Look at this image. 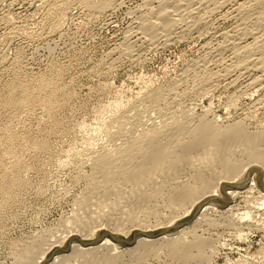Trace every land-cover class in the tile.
<instances>
[{
  "label": "rangeland",
  "instance_id": "374dc122",
  "mask_svg": "<svg viewBox=\"0 0 264 264\" xmlns=\"http://www.w3.org/2000/svg\"><path fill=\"white\" fill-rule=\"evenodd\" d=\"M103 1L0 0V264L29 263L26 254L31 250L26 248L35 249L39 258L46 252L47 257L51 244L59 238L65 241H59L64 248L58 254L66 253L61 251L70 248L71 240L66 241L76 222L86 238L98 237L85 242L93 245L101 244L106 236L100 234L103 227L108 231L121 228L119 234L111 231L120 239L116 243L120 250L115 252L117 258L114 252L108 256L103 251L105 259L114 257V263L101 261L99 254L96 259L91 255L66 264H264V210L259 208L262 165L251 164L256 165L252 170L247 165L235 181L237 185L246 181L243 188H227L242 194L227 201L229 190L222 192L223 199L211 201L214 211L207 215L206 223L195 227V238L187 239V244L200 236L207 240L204 260L201 255L191 260L172 256L174 244L158 249L160 252L149 247L119 254L132 248L130 243L135 240L128 232L133 226L128 220L135 219L148 231H155L192 207L181 210L182 206L166 205L181 185L196 183L192 167L183 172L180 162L172 168L167 163L170 169L166 166L167 172L159 171L156 181L127 182L117 189L121 194L116 188L111 191L113 183L108 185V178L103 181L101 173L107 167L113 176L112 168L128 155L124 150L135 141L151 139L143 140L146 133L158 128L161 135L166 133L160 138L163 145L171 143L168 149L179 150V136L177 142L189 141L190 130L205 118L204 122L220 129L241 125L251 136L262 135L260 150L264 154V0H113L106 7ZM164 7L173 21L170 30L169 23L158 20ZM177 130L184 132L178 134ZM171 135L176 138L172 140ZM238 146L239 152L233 156L236 161L245 156L244 147ZM107 158L112 159L111 164L107 165ZM125 163L130 168L133 162ZM117 175L112 181L123 183ZM102 182L109 186V194ZM254 182V191L243 193ZM146 192H154L156 199L153 196L149 206L138 208L137 200ZM123 196V203L113 204ZM117 205L134 209L119 220H125L124 224L97 223L100 211L111 212ZM246 212H251L253 221L242 223V232L226 227L225 217ZM197 214L194 211L179 225L193 223ZM211 219L216 221L215 227L209 226ZM114 222L122 227L112 226ZM156 223L159 229L154 228ZM97 224L104 226L94 234ZM181 229L172 228L166 234L175 235ZM35 251L31 254L36 255ZM35 258L31 264L39 261Z\"/></svg>",
  "mask_w": 264,
  "mask_h": 264
},
{
  "label": "bare ground",
  "instance_id": "6f19581e",
  "mask_svg": "<svg viewBox=\"0 0 264 264\" xmlns=\"http://www.w3.org/2000/svg\"><path fill=\"white\" fill-rule=\"evenodd\" d=\"M113 1V0H104L103 1V7H106L108 6V4ZM168 1V0H167ZM205 1V0H204ZM218 1V0H217ZM116 2V0H115ZM150 2V0H149ZM165 2V1H164ZM231 2V1H230ZM260 2V1H258ZM262 2V1H261ZM219 3V2H218ZM95 4V3H94ZM165 4V3H164ZM163 4V5H164ZM264 4V3H263ZM162 5V4H161ZM221 5V4H220ZM219 5V7H220ZM240 5V4H239ZM242 5V4H241ZM91 6V5H90ZM101 6V5H100ZM167 7V6H166ZM258 7V6H257ZM165 8V7H164ZM162 9L161 11V14L159 16H161L158 20L168 24L169 22L172 23L173 21L169 20V10L168 8H165V9ZM107 9V8H106ZM175 9V8H174ZM216 9V8H215ZM172 10V9H171ZM176 10V9H175ZM189 10V9H188ZM194 11V10H193ZM238 11V10H237ZM179 12V11H178ZM187 12V11H186ZM193 13V12H191ZM262 13V12H261ZM182 16V15H181ZM183 17V16H182ZM146 18V17H145ZM165 19V21H164ZM231 20V19H230ZM244 20V19H243ZM146 21V20H145ZM180 21V19H179ZM258 21V20H257ZM156 22V21H155ZM176 21H174L175 23ZM148 23V22H147ZM170 23L168 24L169 26V30H170V27L172 28V25H170ZM156 24V23H154ZM152 24V26L154 25ZM157 24H159L157 22ZM161 24V23H160ZM163 24V23H162ZM156 26V25H155ZM175 26V24L173 25ZM257 26V25H256ZM149 27V26H147ZM147 27H145L147 29ZM165 27H167V25H165ZM144 29V28H143ZM152 29V28H151ZM168 30V28H165ZM251 31V29H250ZM246 32V31H245ZM169 33V32H168ZM152 34V33H151ZM252 34V33H251ZM169 35V34H168ZM152 36V35H151ZM155 36V35H154ZM252 37V36H251ZM152 38V37H151ZM262 38V36L260 37ZM157 41V40H156ZM221 46V45H220ZM246 46V45H245ZM256 46V45H255ZM260 46V45H259ZM227 48V47H226ZM225 48V49H226ZM250 48V47H249ZM252 48V47H251ZM240 50V49H239ZM243 50V49H242ZM248 50V49H247ZM252 50V49H251ZM255 50V49H254ZM253 50V51H254ZM257 50V49H256ZM259 50H260V47H259ZM218 51V50H217ZM224 51V50H223ZM250 51V50H249ZM263 51V50H262ZM239 52V51H238ZM261 52V51H260ZM255 55H256V52H254ZM235 54V53H234ZM238 54V53H237ZM263 57H264V51H263ZM216 55V54H215ZM249 55V54H248ZM262 59V58H261ZM207 60V59H206ZM247 60V59H246ZM259 60V59H258ZM257 60V61H258ZM222 61V60H221ZM260 61V60H259ZM259 61L257 62L259 64ZM243 62V60H242ZM253 62V61H252ZM254 63V62H253ZM257 63L255 62L254 65ZM261 63V62H260ZM264 63V61H263ZM243 64V63H242ZM252 64V63H250ZM255 65V66H256ZM246 66V65H245ZM237 67V66H236ZM257 67V66H256ZM255 67V68H256ZM258 68V67H257ZM222 70V69H221ZM244 72V71H243ZM258 80V79H257ZM256 81H254L255 83ZM236 84V83H235ZM251 84V83H250ZM254 86V85H253ZM29 98V97H28ZM203 119V118H202ZM206 119V118H205ZM205 119L203 121H201V123H199L198 125H196L194 127V129L190 130L191 132L189 133L190 135V138L189 141L187 140V142L185 143H180L179 141L177 142V140H181L180 139V136L179 138L176 140V143L180 146L178 147L179 150H176L175 148H173V151H171V149H168L171 145L168 144L166 147L164 146L166 144L163 145V142L162 140H160V138L163 136H166V133L165 135L162 134L159 132V128L157 129V131H152V132H148L145 134V136L147 137H144L143 140H146L148 137L151 138V139H147V141L145 142H140V141H135L134 143V146L131 144V148L129 147L127 150H124L127 155V157L123 158L124 162L121 163L120 161H123V160H120L119 161V155H117L116 157L118 158V163H120L121 165L118 166H115L114 164L115 163H112V165L115 166V169L112 168L113 166L111 165V167L109 166V168H112V175H116L118 174L119 176H121L122 180H123V183H119V184H116L114 183V175L113 176H110L107 172V167L104 168V166L102 168L105 169V171L102 169H99V167L101 168V165H97L98 169L101 170L103 173V176L102 178H105L103 181H105L107 178H108V185H110V183H113V186L112 188H114L113 190L111 191H114L115 188L116 190L117 189H121L123 184L126 185L127 182H130L128 184H131V183H137L138 185L141 184V182L145 181V182H151V181H154L157 173L161 170H166L167 168H169V166L171 167H174L173 164L177 165L176 162H180L179 165L182 166L183 164V168L180 166L179 168L182 169H185V167H189L193 168V171L194 174L196 175L195 178L197 179L196 180V183L194 185H188V184H183L181 185L180 189L177 190V193H175L174 191V195L172 194V198H168V201L169 199L171 200V202L169 201V203H167L166 205L168 204H171V207L172 205L173 206H177L178 209H180L179 207H181V210L185 209V206L186 205H192V207L188 210V211H184V215L182 216H177V217H173L174 219H169L170 222L168 221V223L166 225H161L160 226H163L161 227L160 229L158 228V222L156 223L157 225H153L154 228L156 229V227L159 229V230H155V231H148V227L146 226H143L141 225V222L138 223V221L134 219V221H131L128 220L129 222L127 224H132L131 226V229L130 232L131 234H134V242L133 244H131L133 247L132 248H128L126 250H122V252H119V254L123 253V252H128V253H134V252H139V250H143L145 248H151L152 250H155L157 251L158 249H162V248H165V246H168V247H172L173 244L174 246L171 248V254L172 256L174 255L175 256H178V258H181V259H185V260H188L190 259L191 260V257L192 258H195L197 256H203L202 254L205 252V247L207 248V246L209 245L207 240L203 239L201 236L200 237H197L195 241L193 242H190V244H187L188 242L187 239L189 238H195L194 236H196V226L199 225L204 222V224L206 223L205 221L208 219L207 215L210 214V212L214 211V205L213 203H211V201L214 202L215 199H223L224 196H222V192L224 191H227L229 189V187H233V188H243L242 186H244V183L246 182H242L240 185L235 182L239 179V176H241V173L244 172V168L246 169L247 165H250L252 166L250 169H254V166L256 165H251V164H260L264 167V154L262 153V151L260 150V142H261V138H262V135H255V136H251L250 134L247 133L246 129L241 126V125H235L234 127L232 126V128H229V129H226V127L220 129L219 126H216L215 125H211V124H208L207 122H204ZM177 122V121H176ZM178 123V122H177ZM210 123V122H209ZM213 124V123H212ZM240 124V123H239ZM184 126V125H183ZM159 127V126H158ZM219 127V128H217ZM163 128V127H162ZM155 129V128H154ZM159 130V131H158ZM171 130V129H170ZM185 130V129H184ZM183 130V132H184ZM179 130H177L178 132ZM181 131V130H180ZM160 134H159V133ZM182 132V133H183ZM176 133V132H175ZM182 133H179L178 134H182ZM263 134V133H262ZM175 135V134H174ZM184 135V134H183ZM188 135V133H187ZM160 136V137H159ZM165 138V137H163ZM170 138V137H169ZM171 138H173L172 140H174V138L176 137H172L171 135ZM140 139V138H138ZM142 139V138H141ZM184 139V137H183ZM187 139V138H186ZM149 140V141H148ZM169 141V140H168ZM185 141V140H183ZM144 143V145H143ZM174 144V142H173ZM176 145V144H174ZM243 146L244 147V152H243V149H242V152L245 154L244 158L241 159L240 161H236L234 159V154H236L235 152L238 151L237 149V146ZM172 146V145H171ZM238 146V147H239ZM236 147V148H235ZM237 149V150H236ZM129 151V152H127ZM176 151V152H174ZM204 153L205 155H201L199 153ZM239 152V151H238ZM121 153V152H120ZM122 153H123V150H122ZM174 153V159L172 160L171 157H173V154ZM126 154H124V156H126ZM216 154V155H215ZM110 156V155H108ZM122 156V155H121ZM234 156V157H233ZM103 158V157H102ZM121 158V157H120ZM205 158H209L211 159L212 162H210L211 164H206L205 162H209V159L205 161ZM108 159V158H107ZM116 159V158H115ZM125 159L128 161L126 162ZM172 161H171V160ZM109 160V159H108ZM112 159L109 160V162L107 163V165L110 163ZM114 160V159H113ZM235 160V161H234ZM102 161V159L100 160ZM100 161H97L98 163ZM104 161V162H103ZM102 162L103 163H106L105 160H103ZM116 162V160H114ZM112 161V162H114ZM134 161H137V165L134 166ZM132 163L131 166H134L136 169L133 168L132 171H129V169H131V166L130 168L124 166V163ZM102 165H105L103 164ZM125 163V164H126ZM169 166H168V164ZM182 163V164H181ZM199 163V164H198ZM100 164V163H99ZM111 164V163H110ZM175 165V166H176ZM178 165V166H179ZM106 166V165H105ZM121 166L123 168H121ZM167 166V168H165ZM258 166V165H257ZM96 167V166H95ZM128 168V170H126L125 168ZM171 167V168H172ZM249 167V166H248ZM261 167V166H260ZM258 166V168H260ZM176 168V167H175ZM178 168V169H179ZM219 168L221 171L218 172L219 170L217 169ZM170 169V168H169ZM245 170L246 171V174L244 175V177H246L247 173H250L249 171L251 170ZM264 169V168H263ZM256 170V169H255ZM262 170V169H261ZM110 171V172H111ZM125 171V172H124ZM172 171V170H171ZM258 171V170H256ZM264 171V170H263ZM167 172V170H166ZM184 172V171H183ZM106 173V175H104ZM169 173V171H168ZM180 173V171H179ZM186 173V172H185ZM260 173V171H259ZM166 174V173H164ZM178 174V173H177ZM262 174V173H261ZM117 175V176H118ZM162 175V172L161 174ZM260 175V174H259ZM264 175V174H263ZM107 176V177H105ZM109 176V177H108ZM170 176V175H169ZM221 176V177H220ZM111 177V178H110ZM116 177V176H115ZM123 177H125V181L128 179L129 181H126L124 183V179ZM161 177V176H160ZM243 177V178H244ZM111 180H110V179ZM168 178V176H167ZM241 178V181L242 179ZM95 179V178H94ZM97 179V178H96ZM119 179V178H118ZM117 179V180H118ZM157 179H158V176H157ZM179 179V178H178ZM246 179V178H244ZM263 179V178H262ZM113 180V181H112ZM132 182H131V181ZM180 180V179H179ZM93 181V180H92ZM110 181V182H109ZM156 181V180H155ZM171 181V179H170ZM192 181V180H191ZM195 181V180H194ZM248 181H249V178H248ZM107 182V181H106ZM164 182V181H163ZM252 182V181H251ZM103 183V182H102ZM155 183V182H154ZM159 183V182H158ZM157 183V184H158ZM192 183V184H193ZM255 183V182H254ZM104 185H106V183H103ZM116 184V185H114ZM127 184V185H128ZM136 184V186H138ZM106 185L107 187L105 189H107L109 186ZM166 185V184H165ZM168 185V184H167ZM159 186V185H158ZM254 186H257V183L255 184H252L250 185L249 187L247 186V188H244L243 190V193H250L252 191H254ZM140 187V186H139ZM262 189L263 190H260V193L262 194V198L259 199L262 204L260 203V209L261 210H264V185L262 184ZM111 188V189H112ZM155 188V187H154ZM158 188V187H157ZM163 188V187H162ZM166 188V187H165ZM133 190V188H132ZM163 190V189H161ZM160 190V191H161ZM174 190V189H173ZM107 194H109L110 192H107V190H105ZM156 191V190H155ZM159 191V190H157ZM156 191V192H157ZM120 192V191H119ZM118 190H117V193L118 194H121L119 193ZM122 192V191H121ZM130 192V191H128ZM160 193V192H159ZM116 194V192L114 193ZM155 193L153 192L152 194H147L146 192V195H144L145 197H141L139 198L137 201L138 203L136 204V206L138 207L139 205H148L149 206V200L151 198H153V196L155 197L156 199V196L154 195ZM226 200L228 201L229 199H232V198H235L236 196L238 197L239 194H242V192H239L238 190H229L228 193L226 192ZM105 195V193L103 194V196ZM162 195V194H161ZM247 195V194H246ZM117 196V195H116ZM159 197V195H157ZM170 196V194L168 195ZM108 197V196H107ZM113 197V196H112ZM105 198V197H104ZM109 198V197H108ZM115 198V197H113ZM162 198V197H161ZM110 199V198H109ZM118 199V198H116ZM115 199V200H116ZM120 202L119 201H115V203L113 204H119L120 203H123L122 201L125 200V197H120ZM134 200V199H133ZM107 201V199H106ZM105 201V203H106ZM159 201V200H158ZM163 201V199H162ZM258 201V200H257ZM104 203V202H101V204ZM104 203V204H105ZM140 203V204H139ZM158 203V202H157ZM156 203V204H157ZM257 203V202H256ZM112 204L108 203V206ZM117 205V208L118 206ZM134 205V204H133ZM163 205V204H162ZM161 205V206H162ZM257 205V204H256ZM102 205H99L98 207H100V209H102L103 207H101ZM135 206V207H136ZM164 206V205H163ZM170 206V205H169ZM110 207H107V208H110ZM143 207V206H141ZM113 208V207H112ZM139 208V207H138ZM146 208V207H145ZM174 208V207H173ZM176 209V208H174ZM233 209V208H232ZM104 210V208H103ZM133 207L132 208H125V207H119L118 209L115 208V210L111 211V212H102L100 211L99 213L101 215L96 216L98 217V219H96L97 223H103L105 222L106 224H110L109 222H113V221H118L120 223H122L123 221H119V220H122V218L125 216H127L130 212L132 213L133 212ZM177 210V209H176ZM237 210V209H236ZM106 211V210H105ZM194 211H198V214H197V218L194 220L193 223H184V224H181L179 225L180 222H182L184 219H187L190 217V215L193 214ZM176 212V211H175ZM216 212V211H215ZM229 212V211H228ZM107 213V214H106ZM156 213V212H155ZM179 213V212H177ZM176 213V214H177ZM217 213V212H216ZM237 213V212H236ZM195 214V213H194ZM230 214V213H229ZM96 217V218H97ZM230 218H226L225 217V220H226V227H230V228H233V230H238V232H242V231H239L241 228H242V223H245V222H252L253 221V217H252V214L251 212H246L244 214H240V215H236V214H232V216L230 215L229 216ZM124 219V218H123ZM210 219V218H209ZM104 220V221H102ZM220 220V219H219ZM218 220V221H219ZM102 221V222H100ZM208 221L210 222L211 225L208 224ZM207 221V224L209 226H213L215 227L216 225V221L214 220H208ZM224 221V220H223ZM78 222H76L75 224H73L72 227H70L72 230L73 227L74 229L72 230L73 232L71 233V235H69L67 237V243L69 242V240H71V244H70V248L66 251H61V252H66L64 254H58L60 253V250L63 249L64 247H62V245H60L59 241H63L61 240L62 238H59V240L57 239V242H55L54 244L52 243L50 247V254L52 257V261L50 264H66L67 262H71V261H74L76 263V261L80 260V259H85L90 257L91 255H93V257L95 258H98L97 255L99 254H102V257L98 258L102 261V259H105V256L106 255L105 253H103V251L107 252L108 256L109 254L112 256L113 254L115 255L116 253H118L117 251L120 250L119 249V245L116 244L120 239L118 238L117 239V235L115 236L113 233H111V231L113 232H117V234H119L120 232V229L119 227L115 226L114 224L116 225H119L117 222H114L112 226H115V227H111V231H108L106 229V227H101L103 224H97L99 225L98 227L100 228H95L97 227L94 226V234H95V230L96 229H101V233L100 234H104L106 235L105 237L103 236V241L101 244L99 245H93V243H85V242H94L96 239H88L84 236L83 232H81V229H80V226L81 224H77ZM125 223V220L122 224ZM223 223V222H222ZM122 224L119 225L120 227H122ZM163 224V223H162ZM203 224V223H202ZM71 225V224H70ZM84 225V224H83ZM207 225V226H208ZM86 226V225H85ZM85 226H83V228L85 229ZM104 226V225H103ZM151 226V225H150ZM189 226V227H188ZM208 226V227H209ZM247 226V225H246ZM82 227V226H81ZM91 227V226H90ZM130 227V226H129ZM182 228L180 231H178L179 233L175 234V235H168L166 234V232L172 228ZM224 227V226H223ZM87 228H89L87 226ZM108 228H110V226H108ZM124 228H127V227H124ZM124 228H122L124 230ZM225 228V227H224ZM215 229V228H214ZM243 229V228H242ZM122 230V231H123ZM150 230V229H149ZM153 230V229H152ZM208 230V228H207ZM84 231V230H82ZM90 233H93L91 232V228L89 229ZM93 231V230H92ZM106 233H103L105 232ZM125 231V230H124ZM157 231H163V233H161L160 235H157L155 236L153 233H156ZM206 231V230H205ZM71 232V231H70ZM86 232V230H85ZM165 232V233H164ZM198 232V231H197ZM201 232H204V231H201ZM98 233V235H99ZM67 234V233H65ZM64 234V236H65ZM70 234V233H69ZM82 234V235H81ZM89 234V232L87 233ZM85 234V235H87ZM116 234V233H115ZM96 235V236H98ZM108 235V236H107ZM81 236H83L81 238ZM94 236V235H92ZM110 236V237H109ZM66 237V236H65ZM64 237V238H65ZM90 237V236H89ZM113 237V238H112ZM158 237V238H157ZM48 238V236H47ZM236 238V237H235ZM66 239V238H65ZM242 239V238H241ZM45 241V240H43ZM47 241V240H46ZM65 241V240H64ZM52 242V241H50ZM124 242V241H123ZM210 242V240H209ZM36 243V244H35ZM34 244L35 245H39L37 244V242H35ZM48 243V242H47ZM119 243V242H118ZM42 246V244H41ZM45 246H48V245H45ZM40 247V245H39ZM212 247V246H211ZM38 248V246H37ZM121 248V247H120ZM154 248V249H153ZM40 249H42L40 247ZM160 249V251H161ZM169 249V248H168ZM28 250H31V251H35V249H28L26 248V251L28 252ZM44 250V249H43ZM150 250V249H149ZM31 251H29V253L26 254V257L28 256L29 258H31V260H29V258L27 260H29L28 262L31 264L32 260L35 258V256L37 255L36 258L39 259V261L37 260H34V264H48L49 260V256H45L47 253L45 252V255L42 254V256L39 258L38 256H40V254H38L37 251H35V253L37 252L36 255H34V253L31 254ZM48 251V249H47ZM159 251V250H158ZM157 251V252H158ZM159 251V252H160ZM54 252V253H53ZM102 252V253H101ZM114 252V253H113ZM116 252V253H115ZM113 253V254H111ZM169 253V254H170ZM194 253H197V255L193 256ZM31 254V255H29ZM30 256H34V257H30ZM55 256V257H54ZM107 256V258H108ZM117 258L118 256L115 255ZM35 258V259H36ZM95 258V259H96ZM114 258V257H113ZM113 258H108V259H111L110 262L114 263L113 261L115 260H112ZM171 258V257H170ZM199 258V257H198ZM22 259V258H20ZM108 259H105L106 261ZM197 259V258H196ZM91 260V259H90ZM88 260V261H90ZM189 260V261H190ZM203 260H204V256H203ZM208 260V259H207ZM19 261V260H17ZM24 261V260H22ZM26 262V260L24 261ZM24 262H18L19 264H24ZM193 262V260H192ZM26 262V264H29ZM33 263V262H32ZM105 263V262H104ZM17 264V263H16Z\"/></svg>",
  "mask_w": 264,
  "mask_h": 264
},
{
  "label": "water",
  "instance_id": "95a60500",
  "mask_svg": "<svg viewBox=\"0 0 264 264\" xmlns=\"http://www.w3.org/2000/svg\"><path fill=\"white\" fill-rule=\"evenodd\" d=\"M102 240V239H101ZM101 240H99L98 242H95L94 244H96V243H99ZM120 241V240H119ZM130 244H133V242L132 243H130Z\"/></svg>",
  "mask_w": 264,
  "mask_h": 264
}]
</instances>
